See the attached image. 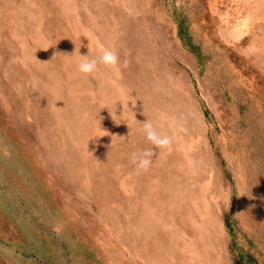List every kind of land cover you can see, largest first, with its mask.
I'll use <instances>...</instances> for the list:
<instances>
[{
    "label": "rangeland",
    "instance_id": "obj_1",
    "mask_svg": "<svg viewBox=\"0 0 264 264\" xmlns=\"http://www.w3.org/2000/svg\"><path fill=\"white\" fill-rule=\"evenodd\" d=\"M101 1L0 0V264H161L149 261L151 246L167 249L164 264H264V0H108L130 19L111 17L116 31L136 23L139 35L129 57L118 55L119 75L100 70L134 103L113 116L124 134L85 120L83 142L65 146L60 102L72 89L54 92L68 56L58 50L78 44L87 55L89 45L96 55L76 16L95 34L88 20L99 12L86 10ZM71 76L77 99L93 98L98 81ZM148 118L172 138L152 156L163 168L153 178L134 173L132 160L125 174L107 170L102 155L116 158L114 148L126 161L153 147L142 131ZM169 172L182 194L168 193Z\"/></svg>",
    "mask_w": 264,
    "mask_h": 264
},
{
    "label": "bare ground",
    "instance_id": "obj_2",
    "mask_svg": "<svg viewBox=\"0 0 264 264\" xmlns=\"http://www.w3.org/2000/svg\"><path fill=\"white\" fill-rule=\"evenodd\" d=\"M96 2H98V1H96ZM1 3L2 4H8L7 2H4V0L3 1L1 0ZM91 9L92 10H86V12L91 13L93 10H94V12H96V11L99 12V15L97 17L98 19L97 20L95 19V22H93L94 19L92 21L88 20L89 24L91 23V27L93 28L94 33L96 34V36H103L102 37L103 38V43H105L106 46L110 45L116 51L118 50L119 53H117V54L121 58L123 56H126V55L129 57V54H130L129 52L130 51H128V50L136 48V42L138 43V40H137V36L139 35V33H138V25L135 23L134 27L137 26L136 28H134L132 30H129V31H128L127 28H124L126 30L124 32H123V28H121L119 30V32H117L116 29H115V26L112 25V22L110 21V18L113 17L115 19V17H117L119 22L121 23L122 22V16L119 14L121 12L120 11L117 12L116 8H114V6L111 5V3L108 0H102L96 6L94 5ZM76 17H77L76 19L78 20V22L85 29L84 32L86 33V35L89 36V39L91 41V45H94L95 41H97L98 38H96L95 34H92V32H89L87 30V27H86L87 24H86V22L84 20L83 12H81V11H80V13L78 12ZM122 23H126V24L130 25V19L128 18V16L127 17L123 16V22ZM126 24H125V26H126ZM95 31H97V32H95ZM79 49H80V53H84L81 50V48H80V46L78 44L73 49H69L68 47L65 48L64 46L62 48L61 45H60L59 46V50H58L59 51V55L61 53L64 56L65 51H66L68 53V56H66L67 58L65 57L66 60H65V62L63 64L61 63V60L59 59V63H61V65L59 66V79H58L59 83L54 85V87H55L54 88V92L56 94H59L58 98L60 99V98H62V95H61L62 94V89H65V87H67V88L70 87L72 89V93L69 91V95L67 96L68 98L65 99V100H62V102H60L62 107H63V111H64L61 114L62 115L61 118H64V120L63 119L62 120L65 121L64 124H66L68 126V128H66V131L62 129L61 133H60V136L62 135L60 142L62 144H64L65 146H67L68 144H72L73 141L75 143H79L81 141L83 142L84 136H80L79 128L81 127L80 125L85 120L88 121L89 123L92 122L93 124H96L97 126H101V128H103L104 130H105L104 127L107 128V126L110 125L112 131L116 132V129H118V133L119 134L120 133L124 134V131L126 129V126L124 127L122 125V123L118 124V127H117L116 126L117 124L113 120V116L116 113L117 109L119 110V108L122 109V107H123V104L121 102L118 101L116 103L117 99L120 97L119 88L114 84L113 81H109L108 78H105L104 77V73H102V71L100 69H99V72L96 75H87V76H85L83 74H79V72L76 70V66H75L76 57L73 55V53L75 51L78 54L79 53ZM120 52H121V54H120ZM128 57L125 59V61L121 60L122 61V67L124 68V70L126 69V71L129 68H131V69L133 68V64H132L131 61H129L130 58H128ZM127 62H129V63H127ZM67 65H69V67L71 68L72 71L69 72L65 76V74H63V70L67 67ZM50 72H51V75L54 74L53 73L54 71H52V69L50 70ZM72 73L75 75V77L78 80L83 82L82 85L91 84L90 78H93V79L98 81L99 84L96 85V87H98V88L92 87V89L90 90L91 86H89L88 90H87V91H94V89H95V92L94 93L92 92L93 98L85 97V95H83V100H82V98L80 100L77 99L76 95H78V92L81 91L82 86L77 87V85H79V82H77V81H75L74 79L71 78L72 77L71 76ZM139 73L135 72L134 74L133 73L127 74L128 78L125 81L126 82L131 81V79L136 78L139 75H141ZM145 75H147V77L149 76V74H145ZM142 76H144V73L142 74ZM148 79H151V82H153L152 81L153 80L152 77H150ZM50 81H52V79H50ZM85 83H87V84H85ZM57 85L59 86V88H56ZM136 85L137 84L130 85V87L133 90V92H136L135 93L136 96H137L136 98L139 99L141 97L143 99L148 100V96L144 95L145 93L143 95H142V93H140V91L143 92V88L141 89L140 88L141 86L137 87ZM98 94H100V95H98ZM37 97H40V99H42L43 98V94H39V96H37ZM102 98L105 99V102H106V100L108 101L107 102L108 105L112 104L115 107H109L107 105V107H106L107 109H106V108H103V106H100L98 104V100L102 99ZM124 98H125V101H127L128 98L127 97H124ZM76 100H79V102H81V103L78 104ZM90 100H92V101H90ZM73 102L75 104H71ZM82 102H84V103L86 102L85 104L88 105L91 108L92 112L87 110V109H84V108L80 109L79 106H80V104H82ZM125 104H127V103H125ZM129 105H131V104L129 103ZM130 107H132V106H130ZM86 110L88 111L87 114H85ZM107 111H108V113H107ZM102 116H103V120L105 122L102 120V118H101ZM148 116H150V119L152 121L153 120L156 121V117H154L153 115H148ZM86 121H85V124H86ZM142 122H144V121H142ZM135 131H138V130H135ZM157 131H159L161 134H166L167 133V132H164L163 130H159V129ZM85 132H86L85 129L81 128V133H82L81 135H84ZM132 134L133 133H131V135L129 137H131ZM145 143L147 145H151L148 141H146ZM77 147L78 146H75V151L71 150V151H69V154H67V155L69 157L74 156ZM114 149L112 151L114 152V155L116 156V158H112L111 155H110V157H104L105 155L103 154L102 157L105 160V161H103V163H106L107 167L110 166L107 170L113 171V172H115L116 174H119V175L125 174L124 171H126V170L124 168V163L127 162L128 160H131V157L125 161L123 158L118 157L117 151H114ZM104 150H105V148H102L101 151L103 152ZM156 152H157V148L155 146H153V154L156 153ZM76 154H77V152H76ZM69 160L73 161V157H72V159H69ZM106 165L104 164V167H102V168H104V169L107 168ZM128 165L131 168H133L132 165H130V164H128ZM157 165H158V163L155 164V165L153 164L152 166H150L149 170H147V171L137 170L135 172L134 171H132V172L137 173L138 171H140L143 175H145V173H148V174H151V176L150 177H144V178H153V177L156 176V171L158 172L160 169L163 168V165L161 164V160H160V164H159L158 168H157ZM134 166H136V165L134 164ZM169 173L164 174V175L161 176V178H163L165 183H167L168 181L170 183L172 182L171 186H169V187L167 186V189H169L168 193L169 194H173V196L175 194H178V195L182 194V193H179L176 190L177 187L178 188H182L181 182H179V183L176 182V180H178V179H176L173 176L175 173H173V172H169ZM126 176H127V174H126ZM141 178H143V177L141 176ZM129 179L130 178L128 177V180ZM160 180L162 181V179H160ZM127 181H126V184H127ZM150 181L146 182V184L150 183ZM150 186L151 185H149L148 187H150ZM156 186H158V185H155V187ZM146 188H147V186H146ZM170 188L172 189V191L170 190ZM159 192L162 195L164 190H159ZM178 195L175 196L178 199L174 200V205H177V201L180 200L181 196H178ZM171 196L172 195H170V197ZM175 197H173V199ZM159 199L162 201L163 204H166L167 201H169L171 203L172 200H173L171 198H169V200H168L167 198H165L163 196L159 197ZM197 200H198V196H197L195 201H197ZM134 205H137V204H134ZM158 205L161 206L160 203H158ZM134 208L138 209L137 212L140 211V209L137 206H135ZM131 209H133V207L132 206H130V207L128 206V208L125 210V212L127 214H130ZM133 211H136V210L134 209ZM154 237H156V236H154ZM165 250H167V249H165V248L163 249L161 247H158V251L159 252H157V248H155V246H151L150 247V252H151L150 254L151 255L149 256V261H151V259H153L152 261L154 263H156V262L159 263L160 262L161 264H164V262L169 260L168 259L169 256L167 258V255H169V253H167V251H165ZM213 253L211 252V254H213ZM217 259H219V257H217ZM216 263L218 264L219 261L216 262Z\"/></svg>",
    "mask_w": 264,
    "mask_h": 264
},
{
    "label": "clouds",
    "instance_id": "obj_3",
    "mask_svg": "<svg viewBox=\"0 0 264 264\" xmlns=\"http://www.w3.org/2000/svg\"><path fill=\"white\" fill-rule=\"evenodd\" d=\"M88 48L89 52L87 55H82L80 53V49L78 54L76 51L73 53V55L76 57V70L80 74H83L85 76L96 75L99 72L100 66L103 65L105 68L111 70V72H113L114 74L119 75L121 66L120 59L117 51L113 47L106 46L105 44L97 40L94 43L96 55H92V50L90 49L89 45ZM126 95L127 94L123 92V90H120V97L116 101V103L118 101L121 102L123 104V108L125 106V103H127V105L129 106V101L134 103L132 99H127V101H125L124 97ZM105 107L107 106H104L103 108ZM142 131L145 139L152 146H155L158 149H167L172 143V138L157 131L156 126H154V124L149 119L143 122ZM152 156L153 147H150L142 151L132 153L131 160L132 163L136 165V168L138 170L147 171L152 164Z\"/></svg>",
    "mask_w": 264,
    "mask_h": 264
}]
</instances>
